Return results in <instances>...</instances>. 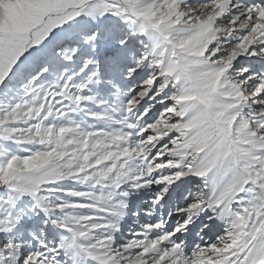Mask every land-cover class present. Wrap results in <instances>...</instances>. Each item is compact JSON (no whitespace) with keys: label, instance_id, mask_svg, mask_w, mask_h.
Masks as SVG:
<instances>
[{"label":"snow or ice","instance_id":"6c2138e0","mask_svg":"<svg viewBox=\"0 0 264 264\" xmlns=\"http://www.w3.org/2000/svg\"><path fill=\"white\" fill-rule=\"evenodd\" d=\"M0 264H264V0H0Z\"/></svg>","mask_w":264,"mask_h":264}]
</instances>
